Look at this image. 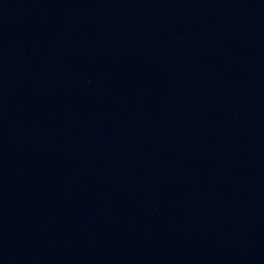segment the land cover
<instances>
[{
	"label": "water",
	"instance_id": "1",
	"mask_svg": "<svg viewBox=\"0 0 264 264\" xmlns=\"http://www.w3.org/2000/svg\"><path fill=\"white\" fill-rule=\"evenodd\" d=\"M0 264H239L34 0H0Z\"/></svg>",
	"mask_w": 264,
	"mask_h": 264
}]
</instances>
